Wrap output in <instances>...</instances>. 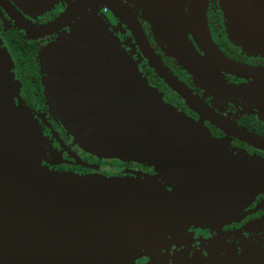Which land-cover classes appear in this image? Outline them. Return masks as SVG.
Wrapping results in <instances>:
<instances>
[{"label": "water", "instance_id": "95a60500", "mask_svg": "<svg viewBox=\"0 0 264 264\" xmlns=\"http://www.w3.org/2000/svg\"><path fill=\"white\" fill-rule=\"evenodd\" d=\"M59 1L68 8L43 26L25 20L16 9L28 8L35 18ZM91 1H103L116 15L123 8L114 0L72 4L70 0H11L13 4L0 0V7L27 39L55 33L74 22L69 33L47 46L42 62L49 105L73 144L97 159L146 163L165 175L166 164L176 161L182 140H204L213 146L215 140L206 130L166 104L148 85L106 23L86 12ZM180 1H135L166 55L195 76L221 71L255 80L264 76V70L234 62L214 45L204 22L207 0H192L188 19ZM219 6L229 40L247 54L264 57V0H220ZM126 22L152 68L190 102L183 86L154 54L139 21L130 16ZM187 32L193 34L203 58L190 46ZM12 67L0 38V236L6 228L0 264H117L123 252L148 250L155 242H136L135 232L146 224L153 229L167 226L164 212L155 207L176 202L178 186L168 193L154 178L83 177L42 166L44 140L27 107L14 106ZM224 89L242 90L227 85ZM259 102L264 115V99ZM231 133L264 149L260 136L236 128ZM170 228L155 240L164 238ZM122 230L131 242L121 240Z\"/></svg>", "mask_w": 264, "mask_h": 264}, {"label": "flooded vegetation", "instance_id": "af4514ba", "mask_svg": "<svg viewBox=\"0 0 264 264\" xmlns=\"http://www.w3.org/2000/svg\"><path fill=\"white\" fill-rule=\"evenodd\" d=\"M77 1L70 0V4ZM114 1L123 6L120 15L103 1H91L86 12L94 13L106 23L142 77L163 101L198 123L215 143L208 147L204 140H182L176 161L166 164V175L165 171L159 174L154 166L146 163L100 160L82 151L53 114L42 80L45 49L69 33L74 22L55 33L27 39L25 32L0 7V38L12 58L11 72L16 81L14 106L17 110L26 106L42 134L41 165L80 176L154 178L168 193L178 186L176 202H163L155 207L164 212L167 226L153 229L146 224L138 232L134 231V241L155 243L148 250L121 253L115 260L117 264H264V149L231 133L236 128L264 138V115L259 102L264 99V76L255 80L225 71L193 75L155 42L150 27L141 19L142 6L136 0ZM181 1L183 16L188 19L192 0ZM219 2L207 0L204 22L212 42L228 59L264 70V57L247 54L229 40ZM68 6L65 1H59L35 18L16 9L25 20L43 26L57 20ZM130 16L139 21L154 54L183 86L190 102L171 88L143 56L126 25ZM187 33L190 46L203 58L204 53L193 34ZM226 85L242 90L228 91L224 89ZM192 145L195 147L191 148ZM169 228L164 238L155 240L159 232ZM121 232V240L126 244L131 242L129 235L124 236V230ZM3 236H0V258L5 254Z\"/></svg>", "mask_w": 264, "mask_h": 264}, {"label": "rangeland", "instance_id": "374dc122", "mask_svg": "<svg viewBox=\"0 0 264 264\" xmlns=\"http://www.w3.org/2000/svg\"><path fill=\"white\" fill-rule=\"evenodd\" d=\"M52 8V7H51ZM50 8V9H51ZM24 10H25V12L28 14V15H30L29 13H31L32 12V10H30V9H28V8H23ZM49 11V10H48ZM47 12V11H46ZM88 13V12H87ZM145 17H146V14L143 12L142 13V17H141V19H142V21L143 22H145L147 25H148V23L146 22V20H145ZM148 18H150V16L148 15ZM149 27H150V25H148ZM73 28V27H72ZM71 28V29H72ZM151 30V29H150ZM64 35V34H63ZM151 35H152V33H151ZM80 40V39H79ZM43 79H44V72H43ZM42 79V80H43ZM43 84H44V82H43ZM49 104V103H48ZM113 162H115V161H113ZM62 173H69V172H62ZM93 175H96V174H88V175H84L85 177H88V176H93ZM83 176V177H84Z\"/></svg>", "mask_w": 264, "mask_h": 264}]
</instances>
